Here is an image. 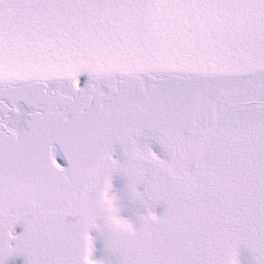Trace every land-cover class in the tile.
Wrapping results in <instances>:
<instances>
[{"label":"snow or ice","instance_id":"obj_1","mask_svg":"<svg viewBox=\"0 0 264 264\" xmlns=\"http://www.w3.org/2000/svg\"><path fill=\"white\" fill-rule=\"evenodd\" d=\"M0 264H264V0H0Z\"/></svg>","mask_w":264,"mask_h":264}]
</instances>
